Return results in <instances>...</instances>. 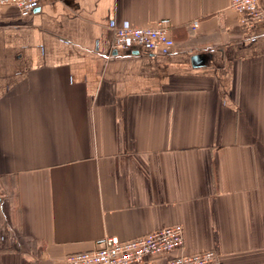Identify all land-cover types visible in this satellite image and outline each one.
I'll list each match as a JSON object with an SVG mask.
<instances>
[{
	"label": "crops",
	"instance_id": "crops-1",
	"mask_svg": "<svg viewBox=\"0 0 264 264\" xmlns=\"http://www.w3.org/2000/svg\"><path fill=\"white\" fill-rule=\"evenodd\" d=\"M159 19L171 48H112L113 25ZM174 223L184 253L264 264V19L229 0L0 4V264Z\"/></svg>",
	"mask_w": 264,
	"mask_h": 264
},
{
	"label": "built area",
	"instance_id": "built-area-1",
	"mask_svg": "<svg viewBox=\"0 0 264 264\" xmlns=\"http://www.w3.org/2000/svg\"><path fill=\"white\" fill-rule=\"evenodd\" d=\"M41 0H0L2 5L14 6L21 15H27L39 6ZM262 0H229V7L239 16L241 22L253 25L264 19ZM196 21L193 26H196ZM112 48L131 50L134 48L156 51L167 50L174 44L169 35L167 19L152 24L135 26L129 23L112 26ZM184 229L180 223L165 225L130 239L104 235L95 240L89 250L69 252L63 257V264H141L146 258L168 256L167 264H219L214 249L191 253L182 252Z\"/></svg>",
	"mask_w": 264,
	"mask_h": 264
}]
</instances>
